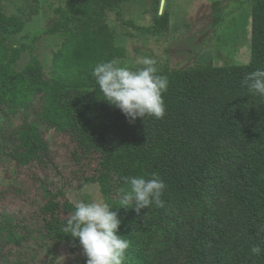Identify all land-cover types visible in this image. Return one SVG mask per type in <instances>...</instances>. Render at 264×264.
<instances>
[{
  "label": "trees",
  "instance_id": "obj_1",
  "mask_svg": "<svg viewBox=\"0 0 264 264\" xmlns=\"http://www.w3.org/2000/svg\"><path fill=\"white\" fill-rule=\"evenodd\" d=\"M120 1L66 0L57 9L59 18L45 30L63 37L51 80L31 45L30 62L15 69L24 49L8 40L30 16L0 7V175L11 183L16 168H27L33 203L18 214L0 200V264H41L45 246L56 241L78 251L79 239L63 231L75 211L66 191L93 183L118 213L117 234L131 244L135 264H264V97L243 84L249 73L264 71V0H250L247 63L159 70L169 80L166 115L134 123L104 99L92 75L98 64L125 55L105 18ZM154 21L164 30L167 13ZM9 125L15 133H4ZM51 132L69 147L75 186L72 178L39 176L51 157ZM154 176L166 185L163 207L137 215L134 202L123 205L122 189L130 190L124 177Z\"/></svg>",
  "mask_w": 264,
  "mask_h": 264
},
{
  "label": "rangeland",
  "instance_id": "obj_2",
  "mask_svg": "<svg viewBox=\"0 0 264 264\" xmlns=\"http://www.w3.org/2000/svg\"><path fill=\"white\" fill-rule=\"evenodd\" d=\"M0 7L6 14L25 19L30 16L24 29L8 40L9 44L21 45L24 49L15 69L22 70L30 62L27 47L31 45L41 62L44 77L51 80L53 61L63 37L46 34L45 30L59 18L57 9L65 8L66 0H0ZM163 13L168 15V25L157 32L154 19ZM105 18L115 33L116 44L125 49V55L117 59L120 67L140 69L144 66L139 61L145 57L155 59L158 70L244 64L250 59V0H121L105 12ZM32 108L37 107L32 105L29 112L30 119L35 120L38 114L31 113ZM6 131L15 133L16 129L9 125L4 133ZM49 137L51 157L47 164L37 169L39 176L50 182H67L72 178L71 185L75 186L77 182L69 174L74 168L69 147L53 132ZM15 171L14 178L13 173L10 174L11 183L0 175V200L6 209L25 214L33 209L32 200L27 198L31 194L28 170L16 168ZM80 173L76 171L77 176ZM89 185L95 198L104 202L100 184ZM82 188L68 189L66 195L69 197L70 193ZM130 249L131 244L125 264H135ZM41 256V264H87L82 245L78 251L71 252L63 241L45 246Z\"/></svg>",
  "mask_w": 264,
  "mask_h": 264
},
{
  "label": "clouds",
  "instance_id": "obj_3",
  "mask_svg": "<svg viewBox=\"0 0 264 264\" xmlns=\"http://www.w3.org/2000/svg\"><path fill=\"white\" fill-rule=\"evenodd\" d=\"M139 63L144 67L138 71L118 66L117 60L100 63L92 75L104 99L121 109L130 123L146 116L163 119L166 115L163 94L169 87L168 77L158 74L157 61L153 58L145 57ZM243 84L252 94L264 97V71L249 73ZM124 183L130 190L122 189L123 205L134 202L137 215L153 204L163 207L161 197L166 185L158 176L151 179L124 177ZM68 198L75 211L66 217L63 231L79 239L87 264H123L130 243L117 234L121 224L118 213L107 203L97 200L88 184L70 193ZM251 251L260 255L262 250L253 246Z\"/></svg>",
  "mask_w": 264,
  "mask_h": 264
}]
</instances>
